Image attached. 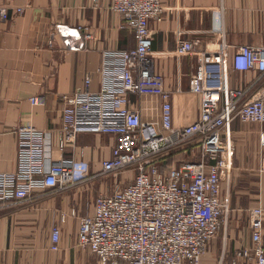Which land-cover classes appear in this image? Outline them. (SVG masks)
<instances>
[{
	"label": "built area",
	"instance_id": "1",
	"mask_svg": "<svg viewBox=\"0 0 264 264\" xmlns=\"http://www.w3.org/2000/svg\"><path fill=\"white\" fill-rule=\"evenodd\" d=\"M109 9L121 16L120 27L134 34L135 46L103 52L97 90L89 89L86 77L84 87L61 97L56 145L47 130L32 124L16 128V165L13 171L0 173V203L25 200L37 188L73 186L78 180L74 159H54L53 151L73 147L81 130L112 134L117 142L111 156L101 161L99 174L116 176L127 169L134 178L111 193L97 194L92 214L79 218L77 244L88 247L99 264H200L229 212L220 182L228 176L234 151L232 122L258 124V142L264 149V45L234 46L230 54L232 47L223 38L214 50L201 47L199 39L181 41L176 56L197 58L188 86L199 95V117L175 126L170 93L154 71L150 54L153 38L148 23L161 18L160 0H111ZM8 17L9 9L0 5V23ZM79 30L54 25L48 45L52 47L58 35L68 49H82ZM89 37L85 33L84 38ZM248 71L257 73L250 86L230 85L232 72ZM129 93L160 100L157 128L127 106ZM40 101V96L30 98L32 104ZM193 145L199 147V157L191 160ZM260 159L259 172H264V156ZM262 217L260 204L249 210L252 245L218 264H264ZM59 235V225L53 224L52 250L58 249Z\"/></svg>",
	"mask_w": 264,
	"mask_h": 264
},
{
	"label": "crops",
	"instance_id": "2",
	"mask_svg": "<svg viewBox=\"0 0 264 264\" xmlns=\"http://www.w3.org/2000/svg\"><path fill=\"white\" fill-rule=\"evenodd\" d=\"M111 0H0L9 9V17L0 23V173L11 172L16 165V128L22 124L47 130L57 144L60 127L61 97L84 87L100 85L98 69L106 50L135 46V36L121 28V16L109 9ZM161 18L151 19V58L153 69L162 77L163 88L170 93L172 124L188 125L199 117V95L189 91V79L197 58L193 54L176 56L177 45L199 39L200 46L217 49L223 40L234 46L264 45V0H160ZM21 8L20 13L16 12ZM54 25L80 27L83 48L70 50L58 35L52 47L49 33ZM85 33L90 35L84 38ZM257 73L232 72L230 85L247 87ZM40 96L32 104L30 98ZM127 106L139 111L140 119L157 128L160 100L152 95L127 94ZM234 151L228 176L220 182L221 198H227L229 212L219 233L221 241L215 254L207 245L200 264L228 262L236 251L252 245L249 210L263 208L261 243L264 245V172H259L261 155L258 142L260 126L232 122ZM264 128V126H263ZM117 137L81 130L73 147L53 151L54 159H74L78 180L73 186L37 188L30 197L16 203H0V264H99L88 247L76 242L79 218L92 214L100 190L94 175L101 161L111 156ZM199 157L192 146L189 159ZM171 158H168L169 162ZM122 174V173H121ZM116 175V186L131 182L134 172ZM112 176V175H111ZM95 182V183H94ZM64 220L61 221V216ZM58 224V249L52 250L51 227ZM218 233V234H219Z\"/></svg>",
	"mask_w": 264,
	"mask_h": 264
},
{
	"label": "rangeland",
	"instance_id": "3",
	"mask_svg": "<svg viewBox=\"0 0 264 264\" xmlns=\"http://www.w3.org/2000/svg\"><path fill=\"white\" fill-rule=\"evenodd\" d=\"M128 171L129 170H127V169H124L123 171H122V174L121 175H123V173H125V174H127L128 173ZM129 172H133V171H129ZM100 172L98 171L95 175H94V178H96L97 180L95 181V182H97V185H98V183H99V185H98V187L100 186V190H99V192H103V191H105V190H110L112 187H114L115 185L113 184L114 182H113V179H114V176L112 175H110V174H99ZM120 175V174H119ZM118 175V176H119ZM94 182V183H95ZM112 190V189H111ZM98 192V193H99ZM220 241H221V234L219 233L215 238H214V240H213V242L211 243V245H215L216 244V246H214L213 248H212V251H214V253L212 252V254H215V256H214V258H216L217 256H218V252L216 251V249L218 248V245H219V243H220ZM224 263V262H223Z\"/></svg>",
	"mask_w": 264,
	"mask_h": 264
},
{
	"label": "trees",
	"instance_id": "4",
	"mask_svg": "<svg viewBox=\"0 0 264 264\" xmlns=\"http://www.w3.org/2000/svg\"><path fill=\"white\" fill-rule=\"evenodd\" d=\"M264 126V125H263Z\"/></svg>",
	"mask_w": 264,
	"mask_h": 264
}]
</instances>
